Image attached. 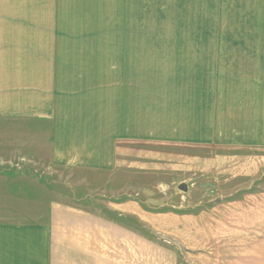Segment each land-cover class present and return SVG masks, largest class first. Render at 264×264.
I'll list each match as a JSON object with an SVG mask.
<instances>
[{"label": "crops", "instance_id": "crops-1", "mask_svg": "<svg viewBox=\"0 0 264 264\" xmlns=\"http://www.w3.org/2000/svg\"><path fill=\"white\" fill-rule=\"evenodd\" d=\"M96 4L0 0V116L53 126L20 155L108 174L122 191L167 187L199 156L211 176L227 173L215 179L223 187L250 181L231 173L264 166V0H206L201 107L167 96L165 84L136 85L149 74L128 58L118 66L116 40L104 53L101 39H88ZM46 188L0 185V264H180L177 249L129 222L142 221L137 202H111L113 218Z\"/></svg>", "mask_w": 264, "mask_h": 264}, {"label": "rangeland", "instance_id": "rangeland-1", "mask_svg": "<svg viewBox=\"0 0 264 264\" xmlns=\"http://www.w3.org/2000/svg\"><path fill=\"white\" fill-rule=\"evenodd\" d=\"M96 6L100 11L86 12L88 39H101L104 53L110 39L116 40L118 66L125 67L128 58L133 67L143 66L149 74L135 75L136 85L139 78L165 84L167 96L204 105V92L196 89H204L205 83L206 0H97ZM75 15L69 19L74 21ZM28 119L0 116V185L5 189L22 178L54 190L55 198L69 205L98 206L113 218L111 202L131 200L143 214L142 221L129 216V222L177 249L180 264H264V166L260 171L232 172L251 180L228 188L215 180L227 173L211 176L205 171V157L199 156L193 164L197 169L167 187L122 191L111 187L108 174L96 177L74 166L20 155L21 149L36 146L34 133L39 137L45 127L53 130L52 124ZM153 223L159 230L150 226Z\"/></svg>", "mask_w": 264, "mask_h": 264}]
</instances>
